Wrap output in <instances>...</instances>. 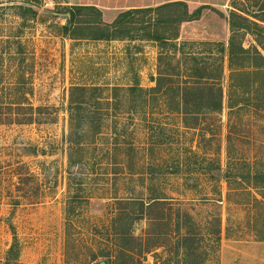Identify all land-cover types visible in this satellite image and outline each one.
I'll list each match as a JSON object with an SVG mask.
<instances>
[{"label":"rangeland","instance_id":"1","mask_svg":"<svg viewBox=\"0 0 264 264\" xmlns=\"http://www.w3.org/2000/svg\"><path fill=\"white\" fill-rule=\"evenodd\" d=\"M172 1L186 2L192 14L180 26L178 43L216 41L228 49L234 0H0L4 36L22 22L11 6L37 12L36 19L24 13L29 20L23 41L33 65L32 102L52 107L51 117L41 123L0 124V264H65L68 231L78 239L70 246L78 264L90 263L93 251L97 261L105 262L102 254H114L115 234L129 229L146 241L144 250L151 249L140 253L143 264H264V110L229 108L228 57L222 111H202L188 128L174 110L178 98L172 91H129L137 84L147 90L156 85V42L72 38L60 30L72 6H97L104 22L111 23L129 9ZM256 1L236 0L244 11L239 13L253 20ZM134 26L140 30L147 23ZM240 35L245 47L256 44L251 33ZM200 47L188 44L186 51ZM166 49L174 51L171 45ZM168 61L163 68L173 73L177 61L173 66ZM191 63L183 60L182 70ZM76 85L101 87L103 96L111 98L114 88L119 92L110 104L100 102L104 109L97 115L102 117L97 145L87 147L70 167L64 136L70 128V90ZM97 105L94 101L92 107ZM87 120L91 133L85 142L92 139L94 127V118ZM69 171L82 172L81 195L87 198L72 215L66 214L67 199L79 189L73 184L70 190ZM153 197L167 198L152 211L160 216L164 208L160 223L141 217L139 200L149 203ZM16 200L20 204L14 205ZM122 211L123 226L114 219ZM187 233L196 243H183ZM14 236L20 254L7 261ZM122 243L140 252L137 243Z\"/></svg>","mask_w":264,"mask_h":264},{"label":"trees","instance_id":"2","mask_svg":"<svg viewBox=\"0 0 264 264\" xmlns=\"http://www.w3.org/2000/svg\"><path fill=\"white\" fill-rule=\"evenodd\" d=\"M236 5V0H234V10L230 13L229 18L231 36L228 49L225 43L216 41L178 43L181 24L189 21L192 16L184 1L166 2L156 7L129 9L121 12L111 23L104 22L102 11L97 6H72L67 8L65 14L67 23L61 25L60 30L63 35L72 38L110 41L123 40L128 37L156 42L159 47L156 85L147 90L137 84L132 86L129 91L132 94L137 91L141 94H159L163 89L166 90V93L172 91L178 98L174 110L183 115L185 126L189 128L193 125L191 121L198 122L202 111L212 113L222 111L225 97L223 80L226 56L230 70L227 93L229 108L232 111L236 109L239 111L243 107L252 106L257 111L264 110V0L256 1L259 9L254 16H251L253 20L240 14L239 12L243 10ZM11 7L16 10L17 16L22 19V22L15 28L12 26L10 34L6 36L0 34V124L41 123L51 117L52 107L37 106L32 102L34 94L33 65L27 46L23 41L24 29L29 23L24 13L31 12L32 19H36L37 12L32 7L22 5ZM2 10L0 9V12ZM197 13L198 17L199 12ZM154 14L156 16H152ZM1 15L2 13H0V20L3 19ZM141 21L142 24L147 23V26L140 29L145 30L146 34L144 33V35L140 34V30L134 26ZM1 26L0 33L3 32ZM242 32L251 33L256 44L245 47L242 35H240ZM188 44H191L193 49L194 45L204 46V48L200 47L196 51L187 52ZM169 45L173 47V52L166 51ZM165 60H169L170 66H173L174 60L177 61L173 66V73L163 68ZM183 60L184 63L192 62L186 70H182ZM113 91L119 92L117 88H114ZM95 93L100 96H94ZM116 93L111 98L103 96L104 89L101 87L76 85L71 88L68 106L70 128L64 136V141L69 148L70 167L77 161L75 158L79 160L80 156H83L84 152L88 150L87 147L97 145V136L102 135V117H97V115L101 114L102 112L99 111L104 109L100 102L105 100L110 104L111 100L117 98ZM94 101L99 106L92 107ZM88 116L94 118L92 121L94 127L91 129L93 131L92 139L85 142L88 133H91L86 127L90 123L89 120L86 121ZM97 118L100 122H97ZM69 173L70 190L73 184L79 189L67 199L66 214L72 215L75 212L76 204H82V201L87 198L81 195L85 183L82 172L69 171ZM139 201L142 218L147 216L153 223H160L165 219L162 213L164 208L160 210V212L162 211L160 216H152V211L164 206V203L167 202L166 197H153L149 203ZM18 204L20 202L16 200L14 205ZM125 215L124 211L120 212L118 217L114 218L116 224H120L121 221V226H123ZM122 241L137 243L140 252L137 253V249L126 246ZM66 242L65 264H78L77 255L70 250V246H75L78 242L75 234L68 231ZM193 242L196 243L193 234L187 233L183 236V243L186 245ZM115 244L113 255L102 254L107 259L104 260V264H143L139 255L144 251L151 252L150 248L144 250L146 241L135 236L130 229L117 232ZM90 251L93 250L90 249ZM19 254L20 244L17 237L14 236L13 243L7 253V261L18 259ZM88 258L90 263L87 264H102L103 262L97 261L98 256L94 251Z\"/></svg>","mask_w":264,"mask_h":264},{"label":"water","instance_id":"3","mask_svg":"<svg viewBox=\"0 0 264 264\" xmlns=\"http://www.w3.org/2000/svg\"><path fill=\"white\" fill-rule=\"evenodd\" d=\"M102 264H104V262H102Z\"/></svg>","mask_w":264,"mask_h":264}]
</instances>
